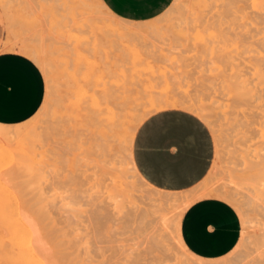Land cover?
<instances>
[{"label": "rangeland", "instance_id": "1", "mask_svg": "<svg viewBox=\"0 0 264 264\" xmlns=\"http://www.w3.org/2000/svg\"><path fill=\"white\" fill-rule=\"evenodd\" d=\"M233 1L173 0L159 16L135 22L117 17L103 0H0V51L29 47L35 52L46 84L43 102L30 119L0 123L10 129L26 127L23 135L11 138L16 141L9 139L0 145V264H196L200 257L189 255L176 236L180 233L174 228L180 224L177 216L183 212L173 201L178 204L180 199L206 190L212 193L216 186L236 192L232 194L237 195V202H228L241 216L242 232L228 254L202 260L211 264H264V200L259 199L264 194V176L259 174L264 175V103L241 102L236 97L239 84L244 85L239 80L244 77V82L252 76L248 71L254 60L264 64V40L260 39L262 27L252 24L255 15L246 14L248 10L253 14L252 5H246L245 10L241 7L245 13L235 9L239 16L233 19ZM247 2L236 0L234 7ZM224 3L232 9L224 10ZM258 5L261 8L262 4ZM242 14L251 21L241 20ZM239 70L248 77L243 73L240 78ZM96 91L99 96L94 95ZM105 94L106 98L113 95V103L103 97ZM93 99L104 105L95 106L98 103ZM171 106L203 118L212 130L215 146L207 175L180 191L154 186L140 173L133 158L139 124L150 113ZM107 107H114L115 111L110 110L116 112L112 117L108 111L112 118L108 124L114 120L113 126L100 119L106 112L104 119L109 120ZM103 128L108 131L102 132ZM252 181L263 189L261 193ZM143 182L157 188L160 195L145 192ZM161 193L170 196L167 207L158 203ZM172 195L179 200L172 201ZM257 198L260 201L254 200ZM182 203L184 206L186 202ZM5 204L10 218L4 213ZM163 208H168L167 221L162 220L166 217ZM26 213L37 227L41 245ZM160 219L166 227L158 223Z\"/></svg>", "mask_w": 264, "mask_h": 264}, {"label": "crops", "instance_id": "2", "mask_svg": "<svg viewBox=\"0 0 264 264\" xmlns=\"http://www.w3.org/2000/svg\"><path fill=\"white\" fill-rule=\"evenodd\" d=\"M119 18L142 22L164 12L173 0H103ZM45 78L35 58L22 49L0 51V123L30 119L45 95ZM215 146L208 123L196 113L168 107L147 115L136 129L133 158L154 186L186 190L209 172ZM242 219L236 207L215 196L193 201L182 214L181 238L191 253L217 259L239 242Z\"/></svg>", "mask_w": 264, "mask_h": 264}, {"label": "bare ground", "instance_id": "3", "mask_svg": "<svg viewBox=\"0 0 264 264\" xmlns=\"http://www.w3.org/2000/svg\"><path fill=\"white\" fill-rule=\"evenodd\" d=\"M207 1H208V0H207ZM216 1H217V0H216ZM234 1L236 2V0H234ZM234 1H233V2H234ZM240 1H241V0H240ZM242 1H243V0H242ZM245 1H246V2L248 1V2H247L248 4H247V3H243L244 6H239L238 4H236V8L234 7V5H235V4H234L235 2H234V3H233V6H232V8H233L234 10H233L232 8H230V7L228 8L227 5L224 3V6L226 5L224 10H226V9H227V10L232 9V11H235L234 13L231 11V12L233 13V19H234V15L236 16V14L239 13V12H237V11L239 10V8L241 9V7H243L242 9H244V7H245V9H246V8H247L246 5L249 6V4H251V5H252V8H253V10H252V11H253V14H252V12H251L250 10H248V9H247V10H248L249 12L246 13V14L249 15V13H251L250 16H251V15H252V16L255 15V18H256V15H258V17H260L259 21L256 20V19L253 18V17H252L251 19H254V20H252V21H253L252 24L254 23V28H256V26H257L258 28H259V27H262V29H261V30H262V36H261L260 39L264 40V0H259V1H258V0H251L250 3H249V0H244V2H245ZM212 2H213V0H212ZM237 2H238V0H237ZM258 2H261V3H258ZM240 3L242 4V2H240ZM211 4H212V3H211ZM214 4H215V3H214ZM229 4H230V3H228V5H229ZM241 4H240V5H241ZM258 4H262L261 8H260V5H258ZM216 5H218V3H217ZM216 5H215V6H216ZM251 5H250V6H251ZM224 6H223V7H224ZM229 6H230V5H229ZM237 6H238V7H237ZM223 7L221 8V6H220L221 9H223ZM237 8H238V10H235V9H237ZM249 8H251V7H249ZM258 8H260V9H258ZM205 9H206V8H205ZM209 9H210V8H209ZM242 9H241V10H242ZM245 9H244V10H245ZM244 10H242L244 13L247 12V11H244ZM212 11H213V10H212ZM216 11H217V10H216ZM218 12H219V11H218ZM222 12H223V11H222ZM226 12H227V14L229 13L228 11H226ZM226 12H225V13H226ZM236 12H237V13H236ZM240 12H241V11H240ZM243 12H241V13H243ZM208 13H209V12H208ZM235 13H236V14H235ZM203 14H204V13H203ZM223 14H224V12H223ZM224 15H225V14H224ZM229 15H230V13H229ZM244 15H245V14H244ZM244 15L242 14L243 17H244ZM216 16H217V15H216ZM238 16H239V15H237L236 17H238ZM245 16H246V15H245ZM250 16H249V17H250ZM63 17H64V16H63ZM226 17H227V16H226ZM226 17H225V18H226ZM243 17H241V15H240L241 20H243V19H244V20L247 19V20H245V22H246V21H247V22L251 21V19H250L249 17H248V18H246V17L243 18ZM258 17H257V18H258ZM210 18H211V17H210ZM212 18H214V17H212ZM223 18H224V17H223ZM228 18H229V17H228ZM228 18H227V19H228ZM240 18H236L235 20H237V19L240 20ZM206 20H207V19H206ZM206 20H205V22H206ZM215 20H216V18L214 19L213 22H215ZM220 20H221V19H220ZM220 20H219V21H220ZM235 20H234V21H235ZM232 22H233V21H232ZM235 22H236V21H235ZM245 22H244V23H245ZM217 23H218V22H217ZM223 23H226V22H223ZM223 23H222V24H223ZM228 23H229V22H228ZM239 23H240V22H239ZM242 23H243V22H242ZM256 23H257V24H256ZM220 24H221V23H220ZM230 24H231V23H230ZM236 24H237V23H236ZM246 24H247V23H246ZM255 24H256V26H255ZM259 24H260L261 26H258ZM250 25H251V23H250ZM239 26H240V25H239ZM241 26H242V25H241ZM252 26H253V25H252ZM235 27H236V25H235ZM248 27H249V26H248ZM254 28L252 27L253 30H254ZM233 29H234V28H233ZM236 29H237V28H236ZM250 30H251V29H250ZM253 30H252V31H253ZM259 30H260V29H259ZM254 31H255V30H254ZM256 32H258V30H257ZM259 32H260V31H259ZM254 33H255V32H254ZM74 35H75V34H74ZM77 36H78V35H76V37H77ZM252 37H253V36H252ZM257 38H259V37L257 36ZM73 40H74V39H73ZM254 40H255V39H254ZM86 41H87V40H86ZM258 41H259V40H258ZM263 42H264V41H263ZM87 43H88V42H87ZM261 43H262V42H261ZM71 44H72V43H71ZM259 44H260V43H259ZM26 45H27V44H26ZM26 45H25V46H26ZM82 46H84V45H82ZM257 47H258V46H257ZM259 47H260V46H259ZM84 48H85V47H84ZM255 48H256V47H255ZM253 49H254V48H253ZM24 50L27 52V54H30L31 56H33V57L35 58V56H34V53H35V52H34V51L32 52V50H31L29 47H28V48H24ZM90 50H91V49H90ZM259 50H260V49H259ZM254 51H255V50H254ZM254 51H253V52H254ZM82 52H83V50H82ZM261 52H263V48H262V51H260V52L258 51V54L261 53ZM246 53H247V50H246ZM248 53H249V52H248ZM254 53H255V52H254ZM256 53H257V52H256ZM263 53H264V52H263ZM79 55H80V54H79ZM249 55H250V54H248V56H249ZM254 55H255V54H254ZM36 56H37L36 59L39 60L38 55H36ZM255 56H256V55H255ZM260 56H261V57H260V59H261L262 56H263V54H260ZM83 57H84V56H83ZM257 57H258V56H257ZM257 57H256V58H257ZM263 57H264V56H263ZM84 58H85V57H84ZM254 58H255V57H254ZM80 59H81V58H80ZM246 59H247V58H246ZM257 59H258V58H257ZM75 60H76V59H75ZM77 60H78V59H77ZM93 60H94V58H93ZM255 60H256V59H255ZM255 60H254L255 64L253 63V64H252V67L249 68L251 71H250V70L248 71L249 73L252 74V76H251L250 79H244V82H243V78H244V77H242V76H244V74H246V76H247V73H245V72H243V71L240 72L241 70H239V72L241 73L240 78H241V77H242V78L240 79L239 76H238V78L240 79V80H239V79H238V80L241 81L242 84L244 83V85H241V83H240V84H239L240 86L238 85V86H239L238 88L235 87V88L239 89V90L236 89L237 91H239L236 97L238 98V100L241 99L243 102H249V101H251V102L259 103V104H260V103H264V64H261V63H260V64H256V61H255ZM261 60H263V59H261ZM261 60H260V61H261ZM40 61H41V60H40ZM82 61H83V60H82ZM82 61H81V62H82ZM91 61H92V60H91ZM86 62H87V60H86ZM86 62L83 61V63H86ZM247 62L249 63V60H248ZM89 63H91V62H89ZM89 63H87V64H89ZM263 63H264V62H263ZM87 64H86V65H87ZM44 65H45V64H44ZM81 65H83V64H81ZM84 65H85V64H84ZM86 65H85V66H86ZM93 66H94V64H93ZM247 66H248V65H247ZM250 66H251V64H250ZM250 66H249V67H250ZM86 67H87V66H86ZM90 67H91V66H90ZM79 68H80V66H79ZM83 68H84V67H83ZM88 69H89V68H88ZM92 69H93V68H92ZM238 69H239V67H238ZM238 69H237V70H238ZM241 69H243V68H241ZM78 71H79V70H78ZM82 72H83V70H82V68H81V72L79 73V76H80V74H82ZM85 72H86V74H87V71H85ZM235 72H236V71H235ZM246 72H247V71H246ZM73 73H75V71H74ZM243 73H244V74H243ZM91 74H92V73H91ZM96 76H97V74H96ZM235 76H236V74H235ZM81 77H82V76H81ZM247 77H248V76H247ZM235 78H236V77H235ZM245 78H246V77H245ZM78 79H79V78H78ZM80 79H81V78H80ZM91 79H92V77H91ZM91 79H90V82H92ZM86 80H88V79H86ZM232 80H233V79H232ZM58 81H59V80H58ZM236 81H237V80H236ZM246 81H247V82L249 81L250 85H248ZM79 82H80V81H79ZM79 82H78V84H79ZM110 82H111V81H110ZM234 82H235V81H234ZM76 83H77V82H76ZM111 83H112V82H111ZM113 83H114V82H113ZM238 83H239V82H238ZM93 84H94V81H93ZM80 85H81V84H80ZM236 85H237V84H236ZM94 86H95V85H94ZM76 87H77V86H76ZM89 87L92 88L93 86H92V87L89 86ZM103 87H104V86H103ZM107 87H108V86H107ZM112 87H113V86H112ZM114 87H115V85H114ZM122 87H123V86H122ZM240 87H241V88H240ZM85 88H86V87H85ZM93 88H94V87H93ZM105 88H106V87H105ZM105 88H104V89H105ZM75 89H76V88H75ZM106 89H107V88H106ZM106 89H105V91H106ZM119 90H120V89H119ZM228 90L231 91V89H228ZM85 91H86V90H85ZM87 91H88V90H87ZM90 91H91V89H90ZM105 91H104V92H105ZM109 91H111V89H109ZM113 91H114V90H112V92H113ZM115 91H116V89H115ZM232 91H233V90H232ZM112 92H111V93H112ZM95 93H96V94H95ZM95 93H94V95L99 96L98 93H97V91H96ZM223 93H224V92H223ZM227 93H228V92H227ZM84 94H85V93H84ZM86 94H87V93H86ZM89 94H90V93H89ZM102 94H103V93H102ZM120 94H121V93H120ZM123 94H124V93H123ZM235 94H236V92H235ZM79 95H80V94H79ZM108 95H109V97H107V98H106L107 94H105V96H103V97H104L105 99H108V101L110 102V101H111V97H112L113 95H112V96H111V94H108ZM222 95H223V94H222ZM224 95H225V94H224ZM87 96H88V95H87ZM110 96H111V97H110ZM232 96H233V95H232ZM90 97H91V96H90ZM100 97H101V96H100ZM103 97H102V98H98V97H96V99L98 98V99H101L102 101H104ZM125 97H126V96H125ZM233 97H234V96H233ZM233 97H232V98H233ZM81 98H82V96H81ZM92 98H93V97H92ZM92 98H91V99H92ZM109 98H110V99H109ZM121 98H122V97H121ZM79 99H80V98H79ZM130 99H131V98H129V100H130ZM187 99H188V98H187ZM221 99H222V98H221ZM226 99H228L227 96H226ZM93 100H94V99H93ZM93 100H91V101H92V102H95V101H96V100H94V101H93ZM168 100H169V99H168ZM231 100H232V99H231ZM241 100H240V101H241ZM244 100H245V101H244ZM247 100H249V101H247ZM98 101H100V100H97V101H96L98 104H95V103H94L95 106H96V105L99 106L100 104H101V105L103 104L102 101H101V103L98 102ZM162 101H163V100H162ZM180 101H181V100H180ZM242 101H241V102H242ZM76 102H77V100H76ZM87 102H88V101H87ZM89 102H90V101H89ZM89 102H88V103H89ZM105 102H107V101L105 100ZM109 102H108V104L113 103V102H110V103H109ZM131 102H132V99H131ZM164 102H165V101H164ZM172 102H173V101H172ZM182 102L184 103V101H182ZM182 102H181L180 104H182ZM85 104H86V102H85ZM91 104L94 106L93 103H91ZM106 104H107V103H106ZM126 104H127V103H126ZM129 104H130V103H129ZM157 104H158V103H157ZM166 104H167V103H166ZM173 104H174V103H173ZM103 105H104V104H103ZM103 105H102V106H103ZM110 105L112 106L113 104H110ZM182 105H183V104H182ZM222 105H223V104H222ZM106 106H109V105H106ZM113 106H114V105H113ZM117 106H119V105H117ZM165 106H166V105H165ZM172 106H173V105H172ZM172 106H171V107H172ZM184 107H185V106H184ZM105 108H106V107H105ZM111 108H112V110H114V107H111ZM111 108L109 107V109H108V107H107V110H106L107 113H108V111H109ZM166 108H167V107H166ZM91 109H92V108H91ZM101 109H102V108H101ZM130 109H131V108H130ZM162 109H163V108H162ZM116 110H117V109H116ZM103 111H104V109L102 110V112H103ZM114 111H115V110H114ZM114 111H113V112H114ZM245 111H246V110H245ZM92 112H93V111H92ZM99 112H100V110H99ZM104 112H105V111H104ZM113 112H111V110H110V113L112 114V117L114 116L113 114L116 113V112H115V113H113ZM122 112H123V111H122ZM132 112H133V111H132ZM198 112H199V110H198ZM97 113H98V112H97ZM110 113H108V116L106 115V116H107V119H109L110 121L104 119V118H105L104 116H105V114H106V112H105V113H104V116H103L102 118H100V119H101V122H102V119H103V121H107V124L110 123V122L112 121V120H111L112 118H111V116H110V115H111ZM117 113H118V112H117ZM133 113H134V112H133ZM258 113H259V112H258ZM88 114H89V113H88ZM95 114H96V113H95ZM101 114H102V113H101ZM109 114H110V115H109ZM119 114H120V113H119ZM121 114H122V113H121ZM99 115H100V114H99ZM99 115H98V116H99ZM117 115H118V114H117ZM84 116H85V115H84ZM101 116H102V115H101ZM109 116H110V117H109ZM121 116H122V115H121ZM123 116H124V115H123ZM82 117H83V116H82ZM93 117H96V116H93ZM114 117H115V116H114ZM96 118H97V117H96ZM239 118H240V117H239ZM91 119H92V118L90 117V120H91ZM93 119H94V118H93ZM206 119H207V118H206ZM263 119H264V118H263ZM64 120H65V119H64ZM90 120H89V121H90ZM95 120H96V119H95ZM95 120H94V121H95ZM97 120H98V119H97ZM98 121H100V120H98ZM262 121H263V120H262ZM101 122H99V123H101ZM113 122H114V120H113ZM113 122H112V124H113ZM123 122H124V121H123ZM123 122H122V123H123ZM93 123H94V122H93ZM64 124H65V123H64ZM112 124H108L107 126L112 125ZM115 124H116V123H115ZM101 125H104V124L101 123ZM104 126H105V125H104ZM107 126H105V127H107ZM112 126H113V125H112ZM121 126H123V124H122ZM124 126H125V125H124ZM99 127H101V126L99 125ZM11 128H12V127H11ZM25 128H26V127H17V128H15V129H10V128H8V127H6V126L0 124V145H1V143L5 142L6 140L8 141L9 139H11L13 136H16V137L18 136V137H20L21 135H23L22 132H24V130H26ZM111 128H112V127H111ZM86 129H87V128H86ZM58 130H59V129H58ZM83 130H84V129H83ZM88 130H90V128H89ZM113 130H114V129H113ZM113 130H111V131H113ZM104 131L107 132L108 130H106L105 128H103V129H102V132H104ZM109 131H110V130H109ZM128 131H129V130H128ZM47 132H48V131H47ZM50 132H51V131H50ZM78 132H79V131H78ZM96 132H97V131H96ZM98 132H99V131H98ZM48 134H49V133H48ZM73 134H74V133H73ZM79 134H82V132L79 133ZM79 134H78V135H79ZM99 134H100V132H99ZM102 134H103V133H101V135H102ZM104 134H105V133H104ZM76 135H77V134H76ZM96 135H97V133H96ZM62 136H63V135H62ZM62 136H61V137H62ZM111 136H112V135H111ZM76 137H77V136H76ZM107 137H109V138H108V140H106V141H107V142H110V140H109V139H110V135L107 136ZM50 138H51V137H50ZM261 138H262V137H261ZM18 139H19V138H18ZM106 139H107V138H106ZM11 140L16 141L14 138L11 139ZM11 140H10V141H11ZM19 140H20V139H19ZM20 141H21V140H20ZM20 141H17V143L20 142ZM12 142H13V141H12ZM30 142H32V141H30ZM103 143H105V142H103ZM9 144H10V143H9ZM105 144H106V143H105ZM2 145H3V144H2ZM5 145H7V144H5ZM13 145H15V144H13ZM99 145H100V144H99ZM101 146H102V145H101ZM101 146H100V147H101ZM112 146H113V145H112ZM3 147H5V146L3 145ZM7 147H8V146H7ZM35 147H36V146H35ZM102 147H103V146H102ZM0 148H2V146H1ZM105 148H106V147H105ZM4 149H5V148H4ZM115 149H116V148H115ZM1 150H3V148H2ZM29 150H30V149H29ZM99 150H100V149H99ZM105 150H106V149H105ZM115 151H116V150H115ZM105 152L107 153V151H105ZM105 152H104V153H105ZM109 153H110V152H109ZM19 157H20V156H19ZM105 157H106V156H105ZM27 158H28V157H27ZM109 159H110V158H109ZM258 159H259V158H258ZM26 160H27V159H26ZM0 162H1V161H0ZM261 162H262V160H261ZM20 164H21V163H20ZM262 164H263V166H261L262 168H261V167H260V168L262 169V171H264V161L262 162ZM17 165H18V164H17ZM30 165H31V164H30ZM122 167H123V166H122ZM0 168H2V167H0ZM129 169H131V168L129 167L128 170H129ZM122 170H123V169H122ZM122 170H121V171H122ZM131 170H132V169H131ZM254 170H255V169H254ZM124 171H125V170H124ZM260 171H261V170H260ZM114 172H115V171H114ZM125 172H126V171H125ZM125 172H123V173H125ZM127 172H130V171H127ZM131 172H132V171H131ZM131 172H130V173H131ZM120 173H121V172H120ZM123 173H122V175H123ZM126 174L129 175L128 173H126ZM259 174H260V176H264V175H262L261 173H259ZM112 176H113V175H112ZM127 177H128V176H127ZM136 177H138V176L136 175ZM258 177H259V176H258ZM121 178H122V176H121ZM133 178H134V177H133ZM263 178H264V177H262V179H263ZM123 179H124V178H123ZM125 179H126V178H125ZM136 179H137V178H136ZM262 179L260 178V180H262ZM126 180H127V179H126ZM260 180H258V181H256V182L259 183ZM114 181H115V180H114ZM136 181H139V179H137ZM263 181H264V179H263ZM1 182H2V181H1ZM132 182H133V181H132ZM139 182H140V181H139ZM141 182H142V180H141ZM141 182H140V183H141ZM250 182H251V181H250ZM121 183H122V182H121ZM143 183H144V185H142V184H139V185H142V186L146 187V188L143 187V188H144V191L147 189L148 192H149V191H150L151 193L154 192L155 195H157V196L160 195V193L158 194V191H159V190H158V191H155L157 188H156V189H153V187H151V186L147 187L149 184L146 185L147 182H146V183L143 182ZM224 183H225V182H224ZM117 184H118V183H117ZM124 184H125V182H124ZM252 184H255V185H256V188H258V190L260 189L259 192H260L261 190H263V189H261L260 186L257 187V185H258L257 183H254V182L252 181ZM252 184H249V185H252ZM125 185H126V184H125ZM125 185H124V186H125ZM137 185H138V184H137ZM249 185H248V186H249ZM132 186H133V185H132ZM228 186H229V185H228ZM245 186H246V185H245ZM127 187H128V186H127ZM133 187H134V186H133ZM135 187H136V186H135ZM139 187H140V186H139ZM150 187H151V189H149ZM221 187H222V186H221ZM246 187H247V186H246ZM263 187H264V184H263ZM136 188H137V187H136ZM217 188H219V187L216 186V188H213V189H216V190H214L215 192L217 191ZM222 188H223V187H222ZM250 188H251V187H250ZM131 189H132V188H131ZM226 189H227V188H226ZM125 190H126V189H125ZM136 190H137V189H136ZM138 190H139V189H138ZM138 190H137V191H138ZM152 190H154V191H152ZM220 190H221V192H220ZM256 190H257V189H256ZM116 191H117V190H116ZM140 191H141V190H140ZM144 191H143V192H144ZM163 191H164V190H163ZM206 191H207V190H206ZM206 191H205V192L203 191V192L199 193V195H197L198 193H196L194 196L192 195V198H191L190 196H187V197H189V199H187V200H186L187 197H185V198L183 199V201H181V199H180V202H179V203L182 205V204H183L182 202L185 201L186 203H185L184 206H186L185 208H187L188 206H190V204H191L193 201H195V200H197V199H199V198L207 197V196H215V197L222 198V199H224V200H226V201H230V202H235V201H236V202H237V198H236L237 195L235 196L236 192L233 191V190H232V191L235 192V194H232L233 192L231 193L230 191H224V189H221V188H219V190H218L219 193H214V191H213L212 193H211V192L209 193V192H206ZM208 191H209V190H208ZM210 191H211V190H210ZM218 191H217V192H218ZM253 191H254V190H253ZM145 192H146V191H145ZM150 192H149V193H150ZM156 192H157V193H156ZM159 192H160V191H159ZM162 193H163V192H162ZM162 193H161V196H162ZM255 193H256V192H255ZM255 193H254V195H255ZM257 193H258V191H257ZM260 193H261V192H260ZM260 193H259V194H260ZM19 194H20V193H19ZM121 194H122V193H121ZM123 194H125V193H123ZM123 194H122V195H123ZM129 194H130V193H129ZM131 194H132V193H131ZM134 194H135V193H134ZM164 194H165V193H164ZM164 194H163V196L160 197V198L157 197L158 199L161 200V201H158V203L161 205L160 202H164L165 205H166V207H167V206H168V205H167V204H168L167 201L169 200V197H170V196L167 197L168 194H166V196H165ZM146 195H149V194H146ZM196 195H197V196H196ZM260 195H261V194H260ZM260 195H259L258 197H260ZM14 196H15V195H14ZM125 196H126V195H125ZM127 196H128V194H127ZM134 196H135V195H134ZM136 196H137V195H136ZM149 196H150V195H149ZM164 196H165V197H164ZM173 196H174V197H173ZM255 196L257 197V195H255ZM262 196H264V194H262ZM262 196H261L259 199L262 198V201H263V200H264V199H263L264 197H262ZM111 197H112V196H111ZM122 197H123V196H122ZM128 197H130V196H128ZM139 197H140V196H139ZM139 197H137V198H139ZM141 197H142V196H141ZM144 197H145V195H144ZM144 197H143V198H144ZM150 197H151V196H150ZM155 197H156V196H155ZM172 197H173V198H170V199H172V201H173V200H176V201L179 200L177 197H175V195H172ZM256 197H255V198H256ZM22 198H23V197H22ZM143 198H142V199H143ZM157 198H156V199H157ZM174 198H176V199H174ZM112 199H114V196L112 197ZM117 199H119V198H117ZM132 199H133V198H132ZM150 199H152V197H151ZM150 199L148 198V200H147V199H145V200H147V202H148ZM156 199H153V200H156ZM115 200H116V199H114L113 201H115ZM128 200H129V199H128ZM143 200H144V199H143ZM254 200H258V198H257V199H254ZM117 201H118V200H117ZM156 201H157V200H156ZM156 201L153 202V203H157ZM169 201H170V200H169ZM238 201L240 202V199H239ZM258 201H260V200H258ZM15 202H16V201H15ZM131 202H132V200H131ZM141 202H142V201H141ZM147 202H146V203H147ZM170 202H171V201H170ZM173 202H174L175 205L178 206L179 203L177 204V202H175V201H173ZM173 202H172V203H173ZM236 202H235V203H236ZM115 203H116V202H115ZM121 203H122V201H121ZM128 203H129V202H128ZM142 203H144V202H142ZM153 203H152V204H153ZM158 203H157V204H158ZM164 203H163L162 205H164ZM172 203H171V205H173ZM254 203H255V202H254ZM260 203H261V202H260ZM6 204H7V203H6ZM6 204H5V206H6ZM129 204H130V203H129ZM148 204H149V202H148ZM148 204H147V205H148ZM157 204H156V205H157ZM1 205H2V204H1ZM7 205H8V204H7ZM12 205H13V204H12ZM15 205H16V204H15ZM22 205H23V204H22ZM149 205H151V204H149ZM156 205H154V206L152 205V206H153V207H156ZM175 205H173V207H175ZM181 205H180V207L183 206V205H182V206H181ZM257 205H258V204H256V206H255V204H254V207H260V206H262L263 204H262V205L260 204V206H259V205L257 206ZM169 206H170V205H169ZM177 206H176V208L179 209L178 211L182 210V212H184V210H185V209H184V206H183V209L180 208L179 206H178V207H177ZM0 207H1V206H0ZM148 207H149V206H148ZM150 207H151V206H150ZM2 208H3V207H2ZM7 208H8V207L6 206V207H5V212H4V211H3V212H4L5 214L8 215L7 211H8L9 209H7ZM21 208H22V206H21ZM141 208H142V207H141ZM158 208H159V207H158ZM169 208H171V207H169ZM176 208H174V209H176ZM239 208H240V207H239ZM241 208H242V207H241ZM3 209H4V208H3ZM15 209L18 210L17 207H15ZM142 209H143V208H142ZM147 209H148V208H147ZM163 209H164V208H163ZM163 209L160 211L161 213L163 212ZM167 209H168V208H165V209H164V212H165V213H163L164 215L167 214V213H166ZM6 210H7V211H6ZM258 210H259V209H258ZM1 211H2V210H1ZM9 211H10V210H9ZM9 211H8V212H9ZM144 211H146V209H145ZM144 211H143V212H144ZM153 211H155V210L153 209ZM16 212H17V211H16ZM27 212H28V211H27ZM148 212H149V211H148ZM151 212H152V211H151ZM9 213H11V211H10ZM17 213H18V212H17ZM161 213H160V214H161ZM168 213H169V212H168ZM175 213H176V216H177V211H176ZM153 214H154V212H153ZM153 214H152V216H153V219L155 220V217H154L155 215H153ZM145 215H146V214H145ZM145 215H144V216H145ZM164 215H163V216H164ZM167 215H168V214H167ZM167 215H165L166 217H163L162 220H165V218H166L165 221H167V220H168V218H167L168 216H167ZM9 216H10V214L8 215V217H9ZM18 216H19V215H18ZM21 216H22V214H21ZM144 216H143V217H144ZM150 216H151V215H150ZM152 216L150 217V218H151L150 222L153 221V220H152ZM156 216H157V217L159 216L158 218H161V217H162V215H159V214L157 215V213H156ZM180 216H182V213H181V215L179 214V216H177L178 220H176V221L180 222V224H181V218H182V217H180ZM4 217H5V215H4ZM11 217H12V216H11ZM25 217H26V220L28 221V223L31 225V228H33L34 231H35L36 234H37V236H36V237H37V238H36V241L38 242V244L41 245L43 242H41L40 238L38 237V233H37L38 230H37V227H36V225H35L33 219H32V218L30 217V215L27 214V213L25 214ZM174 217H175V216H174ZM6 218H7V217H6ZM9 218H10V217H9ZM145 218H146V217H145ZM177 218L175 217L174 220L177 219ZM146 219H147V218H146ZM171 219H172V218H171ZM0 220H1V219H0ZM21 220H22V219H21ZM162 220H161V219L158 220V221H160V222H158V223L160 224ZM174 220H173V223L175 222ZM146 221H147V220H146ZM148 221H149V220H148ZM148 221H147V223H148ZM156 221H157V220H156ZM0 222H1V221H0ZM3 222H4V220H3ZM22 222H23V221H22ZM144 222H145V221H144ZM13 223H14V222H13ZM23 223H24V222H23ZM145 223H146V222H145ZM153 223H154V222H153ZM175 223H176V222H175ZM5 224H6V223H5ZM5 224H4V225H5ZM162 224H163L164 226L167 225V223H166V224L161 223V225H162ZM180 224H179V225H180ZM1 225H2V224H1ZM152 225H153V224H152ZM176 225H177V226L174 227V228H177L178 230H176V229H175V230L178 231V232H180V231H179V230H180V226H179L177 223H176ZM25 226H27V225H25ZM149 226H151V225L149 224ZM153 226H154V225H153ZM158 226H159V225H157V227H158ZM164 226H163V227H164ZM174 226H175V224H174ZM151 227H152V226H151ZM165 227H166V226H165ZM153 228H154V227H153ZM159 228H160V226H159ZM151 229H152V228H151ZM161 229L163 230V228H161ZM4 230H5V229H4ZM152 230H153V229H152ZM162 230H161V231H162ZM28 231H29V230H28ZM154 231H155V229H154ZM154 231H153V232H154ZM165 232H166V228H165ZM165 232H164V233H165ZM155 233H156V232H155ZM160 234L164 236V234H162V233H160ZM177 234H178V233H177ZM177 234H176V236H177L178 238L180 237V242H182L183 240H181L180 233H179V235H177ZM164 241H165V240H164ZM164 241H163V242H164ZM182 243H183V242H182ZM182 243H181V244H182ZM30 244H31V243H30ZM183 245H185V244L183 243ZM165 246H166V244H165ZM163 249H164V248H163ZM260 249H261V248H260ZM166 250H167V249H166ZM170 250H171V249H170ZM170 250H169V251H170ZM262 252H263V251H262ZM188 254H189V253H188ZM189 255H192V253H190ZM193 255H194V254H193ZM193 255H192V256H193ZM36 257H37V256H36ZM188 257H189V256H188ZM193 257L195 258V256H193ZM197 259H198V258H197ZM200 259H201V261H198V262H201V264H202V263H203L202 261H204V260H202L201 257H200ZM200 259H198V260H200ZM186 260H188V259L185 258V260H184L183 262L186 263V262H187ZM189 260L191 261V259H189ZM194 260H195V259H194ZM208 260H209V259H208ZM37 261H38V260H37ZM179 262H180V261H179ZM191 262H192V261H191ZM198 262H196V264H197ZM206 262H207V261L205 260L203 264H205ZM219 262H220V261H219ZM219 262H218V263H219ZM207 263H208V264H211V262H207ZM207 263H206V264H207ZM213 263H216V264H217V262H212V264H213ZM220 263L222 264L223 262L221 261ZM179 264H180V263H179ZM181 264H182V263H181ZM188 264H189V263H188ZM191 264H192V263H191ZM193 264H194V263H193ZM199 264H200V263H199Z\"/></svg>", "mask_w": 264, "mask_h": 264}]
</instances>
